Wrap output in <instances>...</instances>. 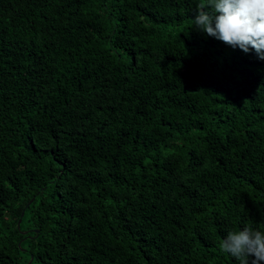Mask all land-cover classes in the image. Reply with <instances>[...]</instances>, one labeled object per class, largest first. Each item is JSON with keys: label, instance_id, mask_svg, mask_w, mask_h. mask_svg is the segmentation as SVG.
Wrapping results in <instances>:
<instances>
[{"label": "trees", "instance_id": "16d2710c", "mask_svg": "<svg viewBox=\"0 0 264 264\" xmlns=\"http://www.w3.org/2000/svg\"><path fill=\"white\" fill-rule=\"evenodd\" d=\"M204 0H0V264H238L264 231V60Z\"/></svg>", "mask_w": 264, "mask_h": 264}, {"label": "clouds", "instance_id": "9594fccd", "mask_svg": "<svg viewBox=\"0 0 264 264\" xmlns=\"http://www.w3.org/2000/svg\"><path fill=\"white\" fill-rule=\"evenodd\" d=\"M193 26L229 47L254 51L264 60V0H204L194 9ZM220 249L238 264H264V231L246 224L228 231Z\"/></svg>", "mask_w": 264, "mask_h": 264}]
</instances>
